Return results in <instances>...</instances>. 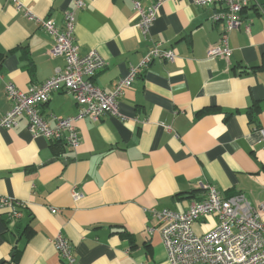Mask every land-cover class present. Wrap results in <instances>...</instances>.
Returning a JSON list of instances; mask_svg holds the SVG:
<instances>
[{"label":"crops","instance_id":"obj_1","mask_svg":"<svg viewBox=\"0 0 264 264\" xmlns=\"http://www.w3.org/2000/svg\"><path fill=\"white\" fill-rule=\"evenodd\" d=\"M18 1L21 8L0 0V116L11 105L5 81L26 90L65 63L49 53L53 38L27 11L60 26L74 9L79 54L94 49L104 58L93 81L106 91L155 42L176 56L137 73L118 115L75 121V149L33 135L25 116L0 126V195L24 203L20 218L0 209V264H64L58 234L80 264H167L153 210L185 211L205 197L206 185L224 196L242 192L254 207L264 202V0L242 10L240 27L229 33L228 59L207 53L223 30L213 19L219 3L164 0L143 36L132 0H82L79 8L76 0ZM256 108L257 123L250 122ZM76 110L65 90L52 91L40 106L52 125ZM215 223L207 215L193 229L207 232Z\"/></svg>","mask_w":264,"mask_h":264},{"label":"built area","instance_id":"obj_2","mask_svg":"<svg viewBox=\"0 0 264 264\" xmlns=\"http://www.w3.org/2000/svg\"><path fill=\"white\" fill-rule=\"evenodd\" d=\"M14 1L21 8V3ZM163 1L155 0L149 6H143L139 0H132L136 10V26L143 36H147ZM189 1L199 6L221 5V9L213 14V19L223 22V30L218 43L210 46L207 53L228 59L232 54L229 33L240 27L242 10L251 0ZM83 5L82 0H76L75 8ZM27 13L53 38L49 53L63 56L65 63L63 67H55L53 74L44 81L32 84L26 90L19 89L11 80L5 81V95L11 105L0 116V126L11 127L19 116H25L33 135L62 140L71 149L81 142L75 121L83 118L99 120L105 114L118 115L119 98L131 86L137 73L154 59L172 60L176 56L172 49L155 42L139 64L131 66L128 74L119 78L112 90L106 91L93 81L95 73L106 64L104 58L94 49L79 54L74 40V9L64 13L60 26L48 18H37ZM250 22L251 19L243 24L245 32L250 29ZM54 90L71 93L77 110L73 115L54 116L55 123L52 125L42 116L40 106L48 101ZM260 130L264 137V128ZM81 195L73 192L74 198ZM23 205L21 201L0 195V209H7L12 218L21 217ZM51 210L55 212L57 209ZM153 213L160 221L159 230L167 252V264H264V202L254 207L242 192L224 196L214 186L206 185L205 197L192 201L185 211L163 208L153 210ZM207 215L215 217V225L207 232H195L193 223ZM55 243L64 264H80L73 256L71 243L63 235L58 234Z\"/></svg>","mask_w":264,"mask_h":264},{"label":"trees","instance_id":"obj_3","mask_svg":"<svg viewBox=\"0 0 264 264\" xmlns=\"http://www.w3.org/2000/svg\"><path fill=\"white\" fill-rule=\"evenodd\" d=\"M248 115H249L250 122L253 121L254 123H257V115H258L257 114V108L256 109H251V111L248 112ZM50 142L53 144V146L55 148H58V149H62L64 146H66L65 143L62 140L51 139Z\"/></svg>","mask_w":264,"mask_h":264},{"label":"rangeland","instance_id":"obj_4","mask_svg":"<svg viewBox=\"0 0 264 264\" xmlns=\"http://www.w3.org/2000/svg\"><path fill=\"white\" fill-rule=\"evenodd\" d=\"M212 218H215L213 215H211Z\"/></svg>","mask_w":264,"mask_h":264}]
</instances>
